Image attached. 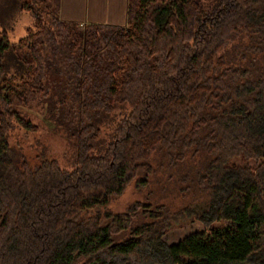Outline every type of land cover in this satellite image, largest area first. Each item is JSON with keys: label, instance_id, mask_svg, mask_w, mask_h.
Wrapping results in <instances>:
<instances>
[{"label": "trees", "instance_id": "obj_1", "mask_svg": "<svg viewBox=\"0 0 264 264\" xmlns=\"http://www.w3.org/2000/svg\"><path fill=\"white\" fill-rule=\"evenodd\" d=\"M59 3L25 2L18 39L0 28V264H264V0H127L124 26L82 30ZM38 99L69 170L8 141ZM158 175L176 211L109 209Z\"/></svg>", "mask_w": 264, "mask_h": 264}, {"label": "rangeland", "instance_id": "obj_2", "mask_svg": "<svg viewBox=\"0 0 264 264\" xmlns=\"http://www.w3.org/2000/svg\"><path fill=\"white\" fill-rule=\"evenodd\" d=\"M28 0H0V28L2 26L7 31L12 30L11 37L18 39L25 34V29L30 24L28 8L24 5ZM20 9V12L18 11ZM79 24V29H83L85 24ZM20 52L27 55L26 49ZM50 101L32 100L28 106L20 108L22 117L34 126V131L26 132L18 126L12 130L8 136V141L12 147L21 152L31 164H36L40 157L58 161L62 169H71L72 150L70 146L69 130L61 125L52 116ZM110 119L105 120L101 137L105 136L110 126ZM107 127V128H106ZM164 177L158 175L150 178V185L144 189H138L132 183L122 196L115 198L109 207L113 213H121L135 202L151 204L152 206L166 205L174 212L180 206V197L171 191L172 184H167ZM198 223H192L186 227L169 232L168 241L176 242L185 235L202 230Z\"/></svg>", "mask_w": 264, "mask_h": 264}, {"label": "crops", "instance_id": "obj_3", "mask_svg": "<svg viewBox=\"0 0 264 264\" xmlns=\"http://www.w3.org/2000/svg\"><path fill=\"white\" fill-rule=\"evenodd\" d=\"M127 0H60V19L80 24L124 26Z\"/></svg>", "mask_w": 264, "mask_h": 264}]
</instances>
